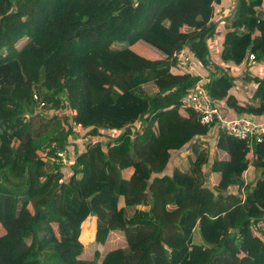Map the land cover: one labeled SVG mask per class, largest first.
I'll use <instances>...</instances> for the list:
<instances>
[{
  "label": "trees",
  "instance_id": "obj_1",
  "mask_svg": "<svg viewBox=\"0 0 264 264\" xmlns=\"http://www.w3.org/2000/svg\"><path fill=\"white\" fill-rule=\"evenodd\" d=\"M223 3L0 0V264H103L115 229L127 248L116 264H264V141L252 151L248 140L204 125L182 106L201 75L172 69L173 52L185 47L206 60L220 31L225 62L249 67L254 53L264 63V0H240L235 12ZM207 78L225 117L264 116V78L246 100L233 89L238 77ZM44 100L68 101L69 128L59 131L63 117L46 114ZM79 125L100 139L75 163ZM214 130L227 160L212 158ZM53 144L69 165L53 158ZM251 163L260 169L254 182L245 178ZM207 165L220 175L215 190ZM93 214L100 245L83 259L82 225Z\"/></svg>",
  "mask_w": 264,
  "mask_h": 264
},
{
  "label": "rangeland",
  "instance_id": "obj_2",
  "mask_svg": "<svg viewBox=\"0 0 264 264\" xmlns=\"http://www.w3.org/2000/svg\"><path fill=\"white\" fill-rule=\"evenodd\" d=\"M234 2V8L235 5L237 3L238 0H232ZM234 12V10H233ZM218 36L213 35L209 40H208V47H209V55L207 56L206 60H202L199 57H195L193 55V53H191V63L189 64L188 67H180L178 65H176V67H173L172 69L179 73V74H183L186 69L192 71L193 73L198 75V72L202 73L204 76H208V74L214 73L217 75H220L222 73V71L228 73L231 76H236L238 77V79L235 81V86H233V89H235L239 95L242 96V98L244 96H253L255 91H256V85H257V81L256 79H261L264 78V63L259 62L256 65H250L249 67H245V65L240 66V68H238V66L236 64H233L231 62H225L223 60V51H224V47H223V43H222V35L224 34V31H220L218 32ZM1 40L5 39L3 37V39L0 37ZM103 55V54H102ZM104 56V55H103ZM104 58L106 60H108L109 63H111L113 65V67L117 70H128V67L122 66L119 63H117L116 61L113 60L112 57H110L109 55H105ZM248 58V55L246 57V59ZM219 67V69H218ZM244 67L246 69H244ZM222 70V71H221ZM202 77V76H201ZM224 81L226 83H228L226 77L222 76ZM241 77V78H240ZM208 79V78H207ZM17 93L19 92V89H16ZM39 97V96H38ZM42 99L39 97V101H41ZM46 102V100H44ZM48 102V101H47ZM46 102L45 106H40V108H42V110L45 111L46 114L53 116L55 114H60L63 118L62 120V125L59 126V131H64L67 128H69V125L67 123V117L71 116V114L74 113L73 108L71 109L69 107V103L67 100L62 101V102H56L54 103V105L51 107V103ZM258 119V118H257ZM71 121V120H70ZM258 121V120H257ZM48 123L52 124L53 121L47 119ZM83 127L81 125L78 126L77 132L78 134H73L74 139L77 140V145H75V148L73 147L72 150L75 152V160L74 157H72V160H74V162L76 161L77 156H79L80 154L83 156L89 155L90 149L92 145H95L96 142L99 141V137L91 135V133L87 132V135L85 134L84 131H82ZM82 132H81V131ZM140 134L143 133V130H140ZM72 136V135H70ZM186 137L188 139V141L192 140V136L188 133H186ZM212 137V135H211ZM210 137V138H211ZM209 140V139H208ZM99 152H102V149L98 148ZM98 154V153H97ZM80 155V156H81ZM68 156V153H67ZM69 160V157H68ZM70 163V160H69ZM76 163V162H75ZM74 163V165H75ZM82 167V165L78 168L80 169ZM62 171H66L64 167H62ZM173 168L172 163L169 164L168 169H167V173L169 171H171V169ZM74 171V168H72ZM205 169V173L207 175V182L206 184L213 190L216 189V185L219 182L220 179V175L215 172H212L210 169V166L207 165L204 167ZM68 173L66 172L64 174L65 179H69L70 176L73 174H70V170L67 169ZM82 173L78 174V178H81ZM260 175V169L258 168H253V170L251 169L248 175L247 172V180L248 181H256L257 178ZM50 186V185H49ZM46 190H41V191H35L34 194L35 195H43V193H46ZM215 194L218 195V191H215ZM235 194H237V192H235ZM148 208V207H145ZM85 224L87 225V230L89 231V238L90 240L87 239H83L82 236H80L82 242L84 243V251L83 254L81 255V258L83 259H90L94 257V253L95 251L99 248L100 242L97 239V215L93 214L90 215L89 217H87V219L84 221L83 225H82V230H81V235L83 232V228L85 226ZM199 239H201V236L199 234V231L195 232V242L198 243ZM126 246L124 244V237L122 235V233L118 232V230H113L112 233V237L111 240L107 246V252H109L103 262V264H116L119 259L122 257V255L125 253L126 250ZM146 257H148V252L146 253Z\"/></svg>",
  "mask_w": 264,
  "mask_h": 264
},
{
  "label": "built area",
  "instance_id": "obj_3",
  "mask_svg": "<svg viewBox=\"0 0 264 264\" xmlns=\"http://www.w3.org/2000/svg\"><path fill=\"white\" fill-rule=\"evenodd\" d=\"M191 50L187 47L181 50H175L172 54L177 60V65L180 67H188L191 63ZM248 64H257V57L254 53L248 56ZM206 76H202L194 87L187 92L182 98V106L187 109H193L201 118L204 125L213 127L216 125L226 134L248 140L253 151L254 143H262L264 141V122L251 116H237L234 118L225 117L221 111L215 106V100L210 95L205 84L208 82ZM39 100V97L35 95ZM44 106V102L41 103ZM56 156L54 159L63 166L69 165L67 152L65 149L53 144ZM247 180V173L245 175Z\"/></svg>",
  "mask_w": 264,
  "mask_h": 264
},
{
  "label": "crops",
  "instance_id": "obj_4",
  "mask_svg": "<svg viewBox=\"0 0 264 264\" xmlns=\"http://www.w3.org/2000/svg\"><path fill=\"white\" fill-rule=\"evenodd\" d=\"M223 4H225V8H228V5H231V4H233V1L232 0H224V3ZM214 8L216 9V8H219V5L218 6H214ZM232 14H233V12H232ZM220 23V20L219 21H217V24H219ZM216 35V34H215ZM216 36H218V34L216 35ZM211 38V37H210ZM209 38V39H210ZM261 63H263V62H261ZM174 71V70H173ZM198 75H201V76H204L202 73H200V72H198ZM239 98H241V99H243V100H246V99H249L250 97L249 96H244L243 98H242V96L241 95H239ZM236 115V114H235ZM237 117V116H236ZM229 118H234V116H232V117H229ZM261 121H263L264 122V116H261L260 118H259ZM211 135H212V137L210 138H208L209 139V147H210V150H211V155H212V158H215V159H223V160H227V159H229V154L227 153V152H225V151H223L222 149H219V148H217L216 146H215V143H216V130H214L213 132L211 131ZM180 156H183V149L182 150H180L179 151V157ZM176 158H178L177 156H176ZM177 161H178V159H175V158H173V161H171V163H172V166H173V168H174V166H175V164L177 163ZM173 168L171 169V171L173 170ZM253 165H252V163H251V165H250V168H249V171H248V175H249V172H250V170L252 169L253 170ZM170 172V171H169ZM217 174V173H216Z\"/></svg>",
  "mask_w": 264,
  "mask_h": 264
},
{
  "label": "water",
  "instance_id": "obj_5",
  "mask_svg": "<svg viewBox=\"0 0 264 264\" xmlns=\"http://www.w3.org/2000/svg\"><path fill=\"white\" fill-rule=\"evenodd\" d=\"M239 4H240V0L237 1L236 5H235V8H234V12H235V10L238 8ZM258 15H259L262 19H264V16L262 15L261 12H259Z\"/></svg>",
  "mask_w": 264,
  "mask_h": 264
}]
</instances>
